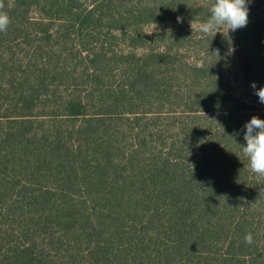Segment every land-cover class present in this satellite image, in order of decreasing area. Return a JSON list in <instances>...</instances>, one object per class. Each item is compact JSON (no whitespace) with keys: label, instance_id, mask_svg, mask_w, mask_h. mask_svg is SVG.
<instances>
[{"label":"trees","instance_id":"16d2710c","mask_svg":"<svg viewBox=\"0 0 264 264\" xmlns=\"http://www.w3.org/2000/svg\"><path fill=\"white\" fill-rule=\"evenodd\" d=\"M213 3L0 0V264H264V0Z\"/></svg>","mask_w":264,"mask_h":264},{"label":"clouds","instance_id":"9594fccd","mask_svg":"<svg viewBox=\"0 0 264 264\" xmlns=\"http://www.w3.org/2000/svg\"><path fill=\"white\" fill-rule=\"evenodd\" d=\"M3 5L0 4V8ZM210 16L203 22H191L192 31L211 35L213 33L222 32L221 29L236 31L243 28L248 23V0H214L209 8ZM178 23H182L181 17L177 18ZM10 24L8 15L0 11V32L6 31ZM255 94L259 97V101L264 103V87H256L255 82L252 83ZM244 128L243 153L248 158L249 168L258 178L264 179V119L253 116ZM253 236L248 233L245 236V243L251 244Z\"/></svg>","mask_w":264,"mask_h":264},{"label":"rangeland","instance_id":"374dc122","mask_svg":"<svg viewBox=\"0 0 264 264\" xmlns=\"http://www.w3.org/2000/svg\"><path fill=\"white\" fill-rule=\"evenodd\" d=\"M159 26H161V25H157L156 27H159ZM240 37L243 41L245 48H247L248 50H253V52H254L256 49V41H255L254 35L250 31V29L247 28V31L245 33H242L240 35Z\"/></svg>","mask_w":264,"mask_h":264}]
</instances>
